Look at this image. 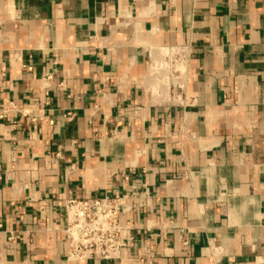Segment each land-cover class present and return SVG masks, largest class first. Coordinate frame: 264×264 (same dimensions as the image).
I'll list each match as a JSON object with an SVG mask.
<instances>
[{
	"label": "crops",
	"instance_id": "obj_1",
	"mask_svg": "<svg viewBox=\"0 0 264 264\" xmlns=\"http://www.w3.org/2000/svg\"><path fill=\"white\" fill-rule=\"evenodd\" d=\"M104 196L113 264H264V0H0V264H112L66 262Z\"/></svg>",
	"mask_w": 264,
	"mask_h": 264
},
{
	"label": "built area",
	"instance_id": "obj_2",
	"mask_svg": "<svg viewBox=\"0 0 264 264\" xmlns=\"http://www.w3.org/2000/svg\"><path fill=\"white\" fill-rule=\"evenodd\" d=\"M117 197H86L64 205L66 262L98 261L115 263L123 249L131 245L126 237L127 216L133 206Z\"/></svg>",
	"mask_w": 264,
	"mask_h": 264
}]
</instances>
